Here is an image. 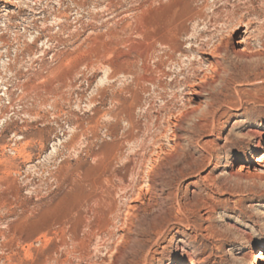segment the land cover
<instances>
[{"label":"rangeland","instance_id":"374dc122","mask_svg":"<svg viewBox=\"0 0 264 264\" xmlns=\"http://www.w3.org/2000/svg\"><path fill=\"white\" fill-rule=\"evenodd\" d=\"M260 126L264 0H0V264H249Z\"/></svg>","mask_w":264,"mask_h":264},{"label":"bare ground","instance_id":"6f19581e","mask_svg":"<svg viewBox=\"0 0 264 264\" xmlns=\"http://www.w3.org/2000/svg\"><path fill=\"white\" fill-rule=\"evenodd\" d=\"M238 43L241 44L242 42H238ZM258 129L263 130L264 129V126H260ZM257 162L258 163H261V164L258 165L259 169H256V171L259 172V173L264 172L263 166H262V163L263 162H261V160H257ZM256 176L257 175L254 176L252 174V177L256 178ZM249 177L252 178L251 176H249ZM257 177H259V176H257ZM249 264H264V244H262L257 251L253 252V254L250 257Z\"/></svg>","mask_w":264,"mask_h":264}]
</instances>
